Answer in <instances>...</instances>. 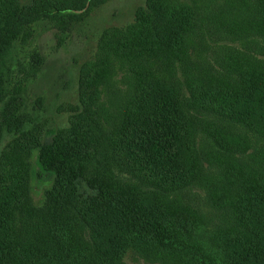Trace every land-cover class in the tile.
Returning a JSON list of instances; mask_svg holds the SVG:
<instances>
[{
    "label": "trees",
    "instance_id": "1",
    "mask_svg": "<svg viewBox=\"0 0 264 264\" xmlns=\"http://www.w3.org/2000/svg\"><path fill=\"white\" fill-rule=\"evenodd\" d=\"M105 1L0 0V56L24 21L82 18ZM232 3L249 6L250 18L227 19ZM105 35L109 56L128 69L126 112L104 126L95 89L109 59L83 66L69 125L29 144L53 178L41 206L24 146L3 155L0 264H126L128 252L145 264H264V0H149L114 46ZM20 105L8 104L0 142L24 133ZM82 181L93 191L83 200ZM193 189L230 216L227 229L210 236L191 200L171 199Z\"/></svg>",
    "mask_w": 264,
    "mask_h": 264
},
{
    "label": "rangeland",
    "instance_id": "2",
    "mask_svg": "<svg viewBox=\"0 0 264 264\" xmlns=\"http://www.w3.org/2000/svg\"><path fill=\"white\" fill-rule=\"evenodd\" d=\"M148 1L106 0L89 10L82 18L63 16L28 19L18 27L15 38L2 52L0 76L5 88L1 92L6 95L0 102V125L5 127L8 104L17 98L21 102L18 114L25 121V129L20 135L4 133L0 142V176L4 164L3 155L8 153L12 145L24 146L25 156L28 155L25 161L28 165H33L36 171L31 181V197L35 206L44 203L53 178L39 172L36 152H29V144L49 143L58 128L69 125L72 110L79 104L80 69L86 66L95 70L98 60L107 61L108 58L110 67L106 70V75L104 73L106 82L95 89V107L103 111L104 126L109 128L111 120H115L123 110L126 112L133 96V91L127 86L128 69L113 61L100 38L106 32L112 33L115 39L108 47L114 46L117 43L115 41L121 39L131 27L135 12L147 10ZM70 2L71 0H18L17 7L30 8L41 3L55 6ZM226 9L228 10L224 15L227 19L232 18L231 12L238 13L245 20L250 18L249 6L245 8L241 4L232 3ZM104 38L107 39V35ZM77 190L82 195L81 200L93 195V191L83 181ZM192 193L191 197L184 195L171 199L182 206L191 200L207 223L202 231L208 230L210 236L219 227L227 229L230 216L227 219L214 212L208 205L203 190L193 189ZM21 224L19 222L20 227ZM138 256L137 252H128L126 264H135L137 260H141L137 259ZM139 264L145 263L141 260ZM181 264L191 263L183 259Z\"/></svg>",
    "mask_w": 264,
    "mask_h": 264
}]
</instances>
